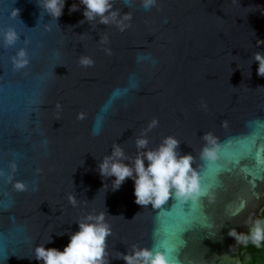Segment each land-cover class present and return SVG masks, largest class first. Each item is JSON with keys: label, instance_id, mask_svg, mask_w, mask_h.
Listing matches in <instances>:
<instances>
[{"label": "water", "instance_id": "95a60500", "mask_svg": "<svg viewBox=\"0 0 264 264\" xmlns=\"http://www.w3.org/2000/svg\"><path fill=\"white\" fill-rule=\"evenodd\" d=\"M264 209V0H0V264H240Z\"/></svg>", "mask_w": 264, "mask_h": 264}, {"label": "trees", "instance_id": "16d2710c", "mask_svg": "<svg viewBox=\"0 0 264 264\" xmlns=\"http://www.w3.org/2000/svg\"><path fill=\"white\" fill-rule=\"evenodd\" d=\"M238 254L240 264H264V209L244 234Z\"/></svg>", "mask_w": 264, "mask_h": 264}]
</instances>
